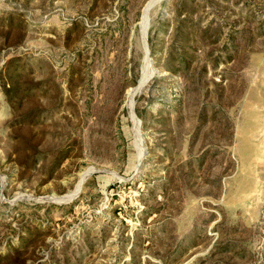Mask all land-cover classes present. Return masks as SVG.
I'll return each instance as SVG.
<instances>
[{
    "label": "rangeland",
    "instance_id": "374dc122",
    "mask_svg": "<svg viewBox=\"0 0 264 264\" xmlns=\"http://www.w3.org/2000/svg\"><path fill=\"white\" fill-rule=\"evenodd\" d=\"M154 2L0 0V264H264V0Z\"/></svg>",
    "mask_w": 264,
    "mask_h": 264
},
{
    "label": "bare ground",
    "instance_id": "6f19581e",
    "mask_svg": "<svg viewBox=\"0 0 264 264\" xmlns=\"http://www.w3.org/2000/svg\"><path fill=\"white\" fill-rule=\"evenodd\" d=\"M159 2H161V0H155L154 4L159 3ZM154 4H153V5H154ZM151 6H152V5H151ZM151 6L148 7V8L145 10L144 17H143V20H142V25H141V27H142V35H143L144 46H145V48L147 47L148 49H149V46H148L149 44H148V33H147V31H148V29L150 28L149 11H150V9H151ZM146 42H147V43H146ZM147 48H146V50H147ZM148 54H149V50H148ZM147 60H148V57H147ZM150 62H151V60H150ZM147 65H148V61H147V63H146V66H147ZM143 81H144V79H142L141 82H140V85H139L138 87L134 88V89L132 90V92L130 93L129 106H130L131 111L133 110V107H134V104H135L134 101H133V98H134V96L139 92V90H140V86H141V84L143 83ZM132 114H133V118H134V120L137 122V118H136L135 114L133 113V111H132ZM140 120H141V119H140ZM94 170H95V169H92V171H89V172L86 173V175L84 176V178L82 179V181L78 184L76 190H75L70 196L57 197V198H55V200H57L58 202H70L71 199H72L74 196H76V195L78 194V192H79L80 189L82 188V185H83L84 181L89 177V175H90ZM69 199H70V200H69ZM61 200H63V201H61ZM67 200H68V201H67Z\"/></svg>",
    "mask_w": 264,
    "mask_h": 264
},
{
    "label": "water",
    "instance_id": "95a60500",
    "mask_svg": "<svg viewBox=\"0 0 264 264\" xmlns=\"http://www.w3.org/2000/svg\"><path fill=\"white\" fill-rule=\"evenodd\" d=\"M148 44H149V43H148ZM148 46H149V45H148ZM148 50H149V57H150V60H151V63H152V57L150 56V48H149ZM152 66H153V64H152ZM154 72H155V70H154ZM99 171H107V172H109V170H107V169L96 168V169H95V170L89 175V177L84 181V183H83V185H82V188H83L84 184L87 182V180L92 176V174L95 173V172H99ZM82 188L80 189V191L78 192V194L82 191ZM78 194H77L76 196H74L71 200H73L75 197H77ZM58 197H62V196H58ZM61 201H63V200H61Z\"/></svg>",
    "mask_w": 264,
    "mask_h": 264
}]
</instances>
